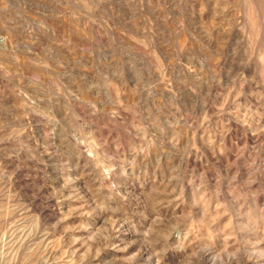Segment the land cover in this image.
Instances as JSON below:
<instances>
[{
	"label": "rangeland",
	"instance_id": "obj_1",
	"mask_svg": "<svg viewBox=\"0 0 264 264\" xmlns=\"http://www.w3.org/2000/svg\"><path fill=\"white\" fill-rule=\"evenodd\" d=\"M0 264H264V0H0Z\"/></svg>",
	"mask_w": 264,
	"mask_h": 264
}]
</instances>
